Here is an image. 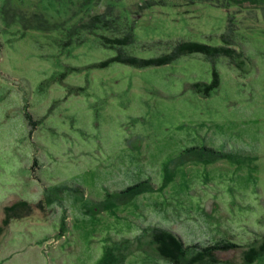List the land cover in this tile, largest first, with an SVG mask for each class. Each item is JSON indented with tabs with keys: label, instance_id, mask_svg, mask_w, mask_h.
Segmentation results:
<instances>
[{
	"label": "rangeland",
	"instance_id": "1",
	"mask_svg": "<svg viewBox=\"0 0 264 264\" xmlns=\"http://www.w3.org/2000/svg\"><path fill=\"white\" fill-rule=\"evenodd\" d=\"M142 1L120 0L82 43L0 27V264H172L148 245L166 233L192 264H264V24ZM131 16L133 43L112 47ZM178 40L213 52L99 63L165 60Z\"/></svg>",
	"mask_w": 264,
	"mask_h": 264
},
{
	"label": "trees",
	"instance_id": "2",
	"mask_svg": "<svg viewBox=\"0 0 264 264\" xmlns=\"http://www.w3.org/2000/svg\"><path fill=\"white\" fill-rule=\"evenodd\" d=\"M119 1L120 0H0V27L4 29V27L18 26L20 29L18 28L17 31L20 32L21 30L22 34L28 30H36L43 33H51L55 31L63 36L64 46L70 43H82V41L85 40L83 39L85 34L95 35L97 32L96 29L110 28L107 21L108 18L111 19L110 16L113 14L114 8ZM168 1L176 7L185 5L191 6L196 3L206 2L224 8L227 11L226 27L228 29L230 26L232 31H236L239 26L244 25L237 22L236 15L238 14L243 15V17H241L243 18L242 20L251 21L252 19L251 24H253L252 26L254 27H260L258 17H260L259 20L264 24V0H143L141 4H138V7L140 10H148L153 5H164ZM175 2L179 3L175 4ZM247 14H250L249 17H246ZM132 19H134L133 16L129 19L132 24H129L128 39L125 42L124 40H119L117 43L114 42L112 47H117L116 45L118 44L126 46L133 43L132 25L135 22ZM245 27L251 26L247 25ZM221 41L228 45H234V42L232 43L233 40H225L224 37L221 38ZM159 42L160 40H157L151 43V45L155 46L157 43L159 44ZM212 52L213 49L204 42L178 40L174 42L171 51L166 54L165 57L167 58L165 60L160 58H139L130 53H127L124 56L125 58H120L118 53H115V57L111 60L108 59L104 60V62L100 61L99 63L102 64L100 66H104L110 62L116 61L135 65L137 67H145L148 65H161L168 63L169 61H172L173 58L182 54ZM195 152H198L197 154L200 153L199 150L195 148L181 151L179 155H177L175 162L189 159L191 157L190 155ZM145 184L144 181L138 184L128 185L122 190H119L118 195H121L120 197H122L120 200L126 201V199L128 200L137 193L146 190V188L149 190L150 188ZM148 235L150 236L149 232H146L142 236L148 238ZM154 236L155 238L152 240H150V238L148 240V245L150 243H156V246H158L157 251L160 256L169 259L172 264L193 263L194 258H191L187 252L189 247L184 245L179 236L175 234L170 236L169 233H166L164 241L158 236V234H155ZM166 239L169 243L167 245L165 243ZM228 247V244H221L220 246L198 248V255L201 254L202 256L212 257V250L228 249ZM128 248L130 251L131 248ZM245 262L248 263L249 261L246 260Z\"/></svg>",
	"mask_w": 264,
	"mask_h": 264
}]
</instances>
